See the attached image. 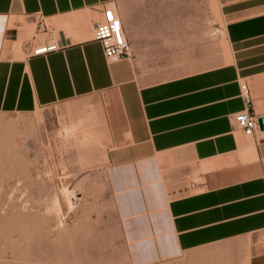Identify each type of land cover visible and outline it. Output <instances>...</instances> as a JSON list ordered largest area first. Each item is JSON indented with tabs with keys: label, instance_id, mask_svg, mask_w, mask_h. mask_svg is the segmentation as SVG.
<instances>
[{
	"label": "crops",
	"instance_id": "0c3cea01",
	"mask_svg": "<svg viewBox=\"0 0 264 264\" xmlns=\"http://www.w3.org/2000/svg\"><path fill=\"white\" fill-rule=\"evenodd\" d=\"M115 0H0V114L98 95L125 247L117 264H264V0L223 7L227 63L152 80L138 58L109 63L95 24ZM55 41L60 49L33 51ZM132 49V47H131Z\"/></svg>",
	"mask_w": 264,
	"mask_h": 264
},
{
	"label": "rangeland",
	"instance_id": "374dc122",
	"mask_svg": "<svg viewBox=\"0 0 264 264\" xmlns=\"http://www.w3.org/2000/svg\"><path fill=\"white\" fill-rule=\"evenodd\" d=\"M238 1L115 3L136 63L161 80L228 62L223 7ZM103 104L91 95L30 114H0V264L125 259Z\"/></svg>",
	"mask_w": 264,
	"mask_h": 264
},
{
	"label": "built area",
	"instance_id": "2783aa9c",
	"mask_svg": "<svg viewBox=\"0 0 264 264\" xmlns=\"http://www.w3.org/2000/svg\"><path fill=\"white\" fill-rule=\"evenodd\" d=\"M94 39L101 43L109 63L132 59V49L125 35L124 25L112 7L106 8L102 20L95 24ZM59 49V45L51 41L36 48L33 55L42 56ZM240 87L245 110L233 115L231 119L235 130L251 136L260 129L259 118L251 112L253 99L249 85L241 83Z\"/></svg>",
	"mask_w": 264,
	"mask_h": 264
},
{
	"label": "water",
	"instance_id": "95a60500",
	"mask_svg": "<svg viewBox=\"0 0 264 264\" xmlns=\"http://www.w3.org/2000/svg\"><path fill=\"white\" fill-rule=\"evenodd\" d=\"M260 130L264 131V117L259 118Z\"/></svg>",
	"mask_w": 264,
	"mask_h": 264
},
{
	"label": "bare ground",
	"instance_id": "6f19581e",
	"mask_svg": "<svg viewBox=\"0 0 264 264\" xmlns=\"http://www.w3.org/2000/svg\"><path fill=\"white\" fill-rule=\"evenodd\" d=\"M112 8H113V9H114V11L117 13L115 6H112Z\"/></svg>",
	"mask_w": 264,
	"mask_h": 264
}]
</instances>
